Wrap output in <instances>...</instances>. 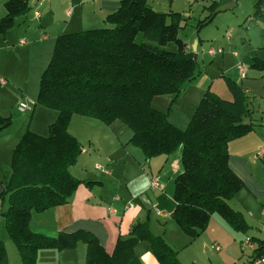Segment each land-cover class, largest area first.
I'll list each match as a JSON object with an SVG mask.
<instances>
[{"label":"trees","instance_id":"16d2710c","mask_svg":"<svg viewBox=\"0 0 264 264\" xmlns=\"http://www.w3.org/2000/svg\"><path fill=\"white\" fill-rule=\"evenodd\" d=\"M5 7L7 14L0 20V30L28 11L26 0H9ZM217 7L212 3L207 8L210 15L198 22L197 31L212 21ZM182 22L180 14L155 12L147 0H120L118 10L104 20L107 27L56 38L35 102L56 113V119L46 136L26 131L15 145L11 176L0 195V203L5 199L7 203L0 215L20 264H37L38 251L72 249L78 243L86 247L85 264H141L134 248L143 240L149 242L159 264H179L171 248L150 234L147 223L134 225L130 238L118 240L111 255L86 232L49 238L30 231L33 212L62 206L80 184H95L81 182L69 173L82 151L67 131L72 116L104 125L121 122L132 132L130 143L146 159L181 151L182 172L174 180L171 219L187 237L196 239L204 232L212 215H218L236 232H247L242 215L228 205L244 185L228 166L227 147L253 129L252 124L246 125L249 111L243 89L224 78L230 101L207 90L185 129L168 120V111L198 75L194 55L178 38ZM139 35L154 45L137 43ZM170 43L176 51L162 48ZM252 68L264 72V62L254 61ZM156 97L170 98L166 112L152 108ZM13 117H0V131L11 125ZM257 245L261 253L262 245ZM5 261L0 241V264Z\"/></svg>","mask_w":264,"mask_h":264},{"label":"crops","instance_id":"0c3cea01","mask_svg":"<svg viewBox=\"0 0 264 264\" xmlns=\"http://www.w3.org/2000/svg\"><path fill=\"white\" fill-rule=\"evenodd\" d=\"M7 1L9 0H0V20L7 14L5 7ZM29 1L26 0L28 11L30 10ZM241 1L248 0H212L204 9L206 10L212 3L218 4L217 9L228 5L231 7L227 11L236 9L238 12H231V17L237 21L238 31L232 29V32L233 30L236 32L235 39L244 41L243 27L247 23L260 21L264 23V0L259 5L257 3L260 0H251L253 3L250 11L245 8V11L240 9ZM36 2L37 0L34 5ZM81 2V12H88L92 15L91 20L101 25V21L104 22L109 14L118 10L120 0H88L89 6H87V1L81 0ZM188 2L189 0H185V5L188 6ZM147 3L155 12L180 14L183 17L181 23L183 28L185 20L191 18L190 13L186 14L188 13L186 9L182 11L175 9L176 0H147ZM28 11L23 16L15 17L10 25L0 30V80L5 81V85L0 82L1 118H9L15 112L20 100L29 98L28 92L32 94L35 92L36 102L40 77L50 62L55 40L60 36L43 37L46 32L51 33L55 29L56 26L51 23L55 20L54 16H51V19L39 18V25L36 28L31 24H24L30 15ZM256 12L258 16L254 17ZM35 13L37 11L34 12V19ZM208 13L210 15L209 11ZM214 17L211 24L215 20ZM83 18L90 19L86 15ZM77 23L80 26L78 28H82L81 32L95 30L94 27L97 26L86 20ZM257 27L261 33L260 37L251 34L252 38L247 39L246 54L248 55L241 64L245 70L243 77L238 70H236L237 76L231 77L221 68L227 58L224 50L227 53L231 50L230 42L233 40L231 35H227L224 39L227 49L222 46H220L222 49H218L222 53H216L213 57L206 55V59L201 56L199 60L198 49L201 39L197 40L191 49L185 40L179 38L182 30L178 31V38L185 44V50L196 56L198 75L184 87L178 97L181 101L183 98L187 100L186 105L189 111L185 112V121L177 117L172 120L171 115L168 117L172 125L183 130L185 127L181 125V122L183 125L189 122L190 114L194 113L207 90L223 100L232 99L226 87L222 84L215 85L219 80L209 83L208 88L202 94L201 89H199L200 94L197 91L189 94L187 91L200 74L206 73L211 67L221 65L219 66L220 76L230 79L243 89L249 111L246 123L252 124L253 129L248 135L231 141L227 147L228 166L244 185L228 201V205L242 215L248 227L246 233L232 230L218 215H212L204 232L196 239L187 237L171 219L175 207L174 180L182 172L181 151L179 154H177L178 151L175 152L173 156L146 159L142 152L130 143L132 132L121 122L115 121L110 125H104L96 120L79 116H72L67 127L68 133L82 147L76 166L73 167L72 172L69 170V173L81 182H95V184L91 186L80 184L68 202L62 206L41 213L33 212L29 222L30 231L49 238H55L60 233L86 232L96 237L104 251L111 255L118 240L129 239L132 227L147 221L150 234L155 238H161L171 248L179 264H219L225 258L239 260L243 254L242 249L245 247L244 241L249 238L255 243L252 247L246 245L247 249L252 252L251 256L246 259L247 262L255 255L264 254V161L257 158V155L264 150V72L252 68L254 61L264 62V52L260 51L264 48V26L260 24ZM22 37H26L28 42L24 41L21 45L19 42ZM217 43L220 44V41L218 40ZM162 48L172 52L176 50L172 43ZM232 56L235 59L239 58L235 52ZM215 60L218 61H216L217 65L212 66ZM7 86L14 93L6 92ZM17 94H20V97L15 98ZM161 98V112H163L169 104V97H156L152 100L151 106L154 108L155 99ZM35 102L33 108L39 107L35 105ZM154 109L157 110V108ZM29 115H32L31 112ZM13 118L15 119L12 120L11 125L0 131V156L8 151L10 160L13 148L26 131L40 136L47 135L49 125L56 119V113L50 114L51 120L47 124V133H38L30 130L29 127L24 131L18 129L12 132L11 129L15 122L20 119L16 115ZM7 133L10 135L3 138ZM96 165L106 168L108 174L96 171ZM9 174L6 176L0 166V183L3 187L11 176V169H9ZM154 181L158 183L157 187L151 186ZM129 205H132V208H129ZM4 209H0V212ZM0 241L5 247L6 261L3 264H20L19 253L8 235L7 239L5 235L0 236ZM257 243L262 245L261 253L258 251L260 248ZM213 248H218V251ZM210 249L214 252L210 253ZM85 252L86 247L83 243H78L72 249L41 250L36 255V262L37 264H85ZM134 254L141 264H159L148 241H139L134 248Z\"/></svg>","mask_w":264,"mask_h":264},{"label":"rangeland","instance_id":"374dc122","mask_svg":"<svg viewBox=\"0 0 264 264\" xmlns=\"http://www.w3.org/2000/svg\"><path fill=\"white\" fill-rule=\"evenodd\" d=\"M35 1L36 0H32V2H31V0L29 1L30 2V10L28 11V14H30V15L25 20L24 24H26V23L31 24V26H33L34 28H36L39 25L40 19H34L33 18L34 12H36V11H37V13L40 14V18L45 17V19H51V16L55 17V20L51 21V23L54 26H56L55 29L52 30L51 33L46 32V34L43 37L50 38L53 35H65V34H70V33L81 32L80 29H82V28H78L79 24L77 22H82L83 20H86V22L87 21L90 22V24H92V25L95 23L91 20L92 15H90L88 12L87 13L86 12L84 13V11L81 12V4H82L81 0H37L36 4L34 5ZM85 1H87V3H88V0H85ZM211 2H212V0H189L188 6H187V5H185V0H176L175 9H178L177 11H182L183 9H186L185 11L188 12L186 14L189 15V13H190V15H191V18H189V20H188V18L185 20V25H184V28L181 29L182 31H180V33H179V38L181 40H185L187 45L191 49L193 48L194 43L197 40L201 39L200 40L201 44H200V47L198 49L199 50V53H198L199 54V60H200L201 56H202V58L203 57L205 59L207 58L206 55H208L209 49H214V50L222 49L220 46L227 49V47H226L227 44H226L224 39H225V37H227V35H231V37L233 38V40L230 42L231 50H229V52L227 53V52H225V50L223 48L224 53H226L227 58L225 59L223 66H221V65H219V66H221L223 71H227V73L231 77H233L237 74L236 73V70H237L236 66L239 64H242V61L248 55V53L246 54V49H248V40L247 39L252 38L251 34L254 36L256 35L257 37H260L261 33H260V30L258 29L257 26H259L260 24L262 26H264V23H262V21L257 22V23H255V22L254 23H247L243 27V30H245V31H243L244 32L243 33L244 41H241L238 38L235 39L236 38L235 30L238 31V29H236V27H238V26H237V21L233 17H231L232 16L231 12H233V11L238 12V11L236 9H234L231 11H227L226 13L224 12V13L217 14L214 17L215 20L213 21L212 24L210 23L207 26L200 29L199 31H197L196 26H197L198 22L205 19L209 15L208 10L207 9L205 10L204 8H205V6L210 4ZM89 3L87 6H89ZM252 3L253 2L251 0L241 1L240 9L244 10V8H245V9H247V11H250ZM90 7H91V5H90ZM203 9H204V11H203ZM67 11H69L68 14H67ZM85 15L90 19H84L83 17H85ZM101 22H102L101 25L99 23L98 24L95 23L97 26H95L94 29L107 27V25L103 21H101ZM253 24H256L257 26L253 25ZM232 29H235V30H233V32H232ZM218 30L220 32H218ZM240 36H241V33H240L239 37ZM245 36H246V38H245ZM21 39L25 42H28L26 37H22ZM218 40L220 41V44L217 43ZM258 40H259V38H258ZM140 41H145L141 35L138 36L137 43H139ZM213 41H215L216 44H215V42L213 43ZM145 42L149 43L151 45H154V43H152V42H148V41H145ZM253 44H255V43H253ZM260 51L264 52V48H262ZM234 52L239 55V58L235 59L232 56V55H234ZM216 61L217 60H215L214 63L212 62L211 65L214 66L218 62V61L217 62ZM208 66H210V65H208ZM219 66L211 67L210 69L207 70L206 73L202 72L200 74V76L198 77V79L194 83H192V85L189 87V89L187 88L188 89L187 91L189 92V94L194 92V91H197L200 94L199 89L202 90V92H201V94H202L203 91L208 88L209 83H214L217 80H219V81H217L215 83V85L222 84L225 87L224 78L222 76H220V74H219V68H220ZM5 90H6V92H12L8 89V86L6 87ZM12 93H14V91ZM28 95H29V98L28 97L23 98L22 100H20V102H24L25 104L31 106V108H32L31 114L32 115L31 116L29 115L30 112L25 113V114H19L16 112V109H15V112L14 111L13 112L15 113L16 117H18L20 119L17 122H15V125L11 130H12V132H15L16 130L18 131V129L19 130L23 129L22 131H24L27 127H29V129L32 131H36L38 133H47V124L51 120L50 114L52 112L49 110H46V109H42L40 107L33 108V103L35 102V92H33V94L28 92ZM17 97H20V94H17L15 96V98H17ZM186 103H187V100L185 98H183L182 101L178 98L176 100V102L174 103V105L168 111V117H169V115H171L172 120L175 117H177L180 120L185 121L184 120L185 112L187 113L189 111ZM153 107L157 108V110H159V111H162V98L159 100L155 99V103H153ZM167 107H168V105L166 106V108L163 112L167 111L166 110ZM192 113L190 114L191 116H192ZM13 119H15V118H13ZM187 123L185 125H183L181 122V125L186 128ZM39 131H41V132H39ZM9 135H10V133H7L5 135V137H3V138H6V136H9ZM177 151H178L177 154H179L180 150H177ZM8 154L9 153L7 151L6 154H2L0 156V166H1V168L4 171L6 176L10 175L9 169H11L10 168V161L11 160L8 157ZM174 154H172V156ZM261 160L264 161V159H261ZM180 163H181V160H180ZM75 166H76V164L74 166L70 167L69 170L72 172V169ZM6 206H7V203H6V199H5V200L1 201L0 209L5 208ZM150 219H152V217H150ZM146 223H147V221H146ZM4 235L7 239V234H6V230H5V226H4V219L0 215V236H4ZM12 246H13L12 247L13 250L16 252V249H15L13 244H12ZM209 252L213 253L214 251H212L210 249ZM242 253H243L242 257L239 260H231V259L225 258V259L221 260L222 262L219 264H246V262H247L246 259L249 256H251L252 252H251V250L247 249V246L245 245L244 249H242Z\"/></svg>","mask_w":264,"mask_h":264},{"label":"built area","instance_id":"2783aa9c","mask_svg":"<svg viewBox=\"0 0 264 264\" xmlns=\"http://www.w3.org/2000/svg\"><path fill=\"white\" fill-rule=\"evenodd\" d=\"M39 18H40V14L39 13H35V19H39ZM19 44H21V45L24 44V41L20 40ZM216 53L220 54V53H222V51L221 50H213V49H209L208 50V55L210 57H213ZM237 70L241 74V76L243 77L244 73H245V70H244V68H243V66L241 64L237 67ZM0 82H1L2 85H5V81L4 80H0ZM31 111H32L31 106L25 104L24 102H19L18 105L16 106V112L19 113V114L28 113V112H31ZM257 158L260 159V160L264 159V150H262L257 155ZM95 170L98 171V172H102V173L108 174V170L106 168H104L103 166H100V165H96L95 166ZM151 186L152 187H157L158 183L156 181H154V182L151 183ZM129 208H132V205H129ZM244 244L249 246V247H252L254 245L253 243L250 242L249 239H246L244 241ZM213 249L218 251V248H213ZM246 264H264V256L255 255V256H253V258L249 262H246Z\"/></svg>","mask_w":264,"mask_h":264},{"label":"water","instance_id":"95a60500","mask_svg":"<svg viewBox=\"0 0 264 264\" xmlns=\"http://www.w3.org/2000/svg\"><path fill=\"white\" fill-rule=\"evenodd\" d=\"M230 7L231 6H229V5L228 6H221L218 9L215 10L214 14L225 12V11L229 10ZM193 59L194 60L196 59V56L195 55L193 56ZM246 125H249V124L246 123ZM3 192H4V187L0 183V195L3 194Z\"/></svg>","mask_w":264,"mask_h":264}]
</instances>
